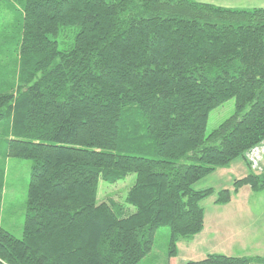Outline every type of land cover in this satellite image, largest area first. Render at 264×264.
Wrapping results in <instances>:
<instances>
[{"label":"trees","instance_id":"1","mask_svg":"<svg viewBox=\"0 0 264 264\" xmlns=\"http://www.w3.org/2000/svg\"><path fill=\"white\" fill-rule=\"evenodd\" d=\"M15 87L0 93L4 157L31 159L21 237L0 224V264H138L156 230L167 257L200 232L193 184L241 157L216 192L264 189L246 152L264 141V8L196 0H25ZM74 31L60 48L61 31ZM235 110L207 136L209 111ZM135 173L123 201L98 200ZM3 171H0V206ZM209 253L184 264H250Z\"/></svg>","mask_w":264,"mask_h":264},{"label":"rangeland","instance_id":"2","mask_svg":"<svg viewBox=\"0 0 264 264\" xmlns=\"http://www.w3.org/2000/svg\"><path fill=\"white\" fill-rule=\"evenodd\" d=\"M25 0H0V93L8 91L13 85L15 87L18 67V51L21 39V18L23 14V4ZM74 31L72 28L61 31L57 37L60 48H66L73 40ZM234 98H229L209 111L204 135L207 136L224 119L228 118L235 110ZM9 119L0 122V171H3V186L1 190L0 224L16 237H21L23 221L26 211V195L29 182V172L32 163L31 159L4 157L7 147L6 123ZM246 158L251 162V169L254 172H261L264 169V141L254 146L246 152ZM245 160L241 157L235 158L228 166L218 167L212 173L204 176L193 184L195 189L212 187L214 192L203 198L199 203L204 209L206 216L204 231L207 233L201 242L195 241V235L191 242L186 245L187 239H182V245L177 256L168 259L165 249L168 245L170 230L167 226H160L155 233L153 247L138 264H184L187 260H198L205 257L208 253H221L232 256H243L247 253L258 254L264 259V244L253 245L248 250H242L243 238L249 234L260 236L264 232V217L254 213L252 224L247 219V214L242 209L234 211L232 204H216L214 199L216 192L222 188L232 189L235 178H240L248 172ZM135 173H129L124 178L115 183L101 181L98 186V200L114 198L123 201L128 188L134 183ZM249 188V186H248ZM247 188V189H248ZM235 194V193H234ZM260 193H254L260 198ZM245 195L234 196L235 199L244 201ZM233 197V194H232ZM231 197V198H232ZM234 199V200H235ZM231 200V199H230ZM252 202H257L252 199ZM259 207V206H258ZM263 208V207H262ZM253 211L256 209L252 204ZM219 213V215H217ZM213 215L228 218L218 222L219 232L214 234L208 231L210 217ZM210 233V234H208ZM234 237L228 240L227 235ZM199 243V244H197ZM261 244V245H260ZM247 251V252H246ZM252 257H255L254 255ZM262 258V257H260ZM169 260V262H167ZM251 264H264L263 260L255 259Z\"/></svg>","mask_w":264,"mask_h":264},{"label":"crops","instance_id":"3","mask_svg":"<svg viewBox=\"0 0 264 264\" xmlns=\"http://www.w3.org/2000/svg\"><path fill=\"white\" fill-rule=\"evenodd\" d=\"M196 1L211 4L214 6L227 7V8H254V7L264 8V0H196ZM247 188H248V185H244L241 188H239V190L235 194H233V197L231 198V200L225 204H232V205L236 204L235 206H233V209L237 208L234 211L239 212L242 209L244 212H246L245 214H247V217H248L247 221L250 224H252V216H254L255 211H256V213L259 214L260 218L264 217V189L260 190V191H253V190H251L250 187L248 189ZM254 193H260L257 195H260L261 197L258 198L257 196L254 195ZM240 195H245L244 201L238 200V197H240ZM234 196L235 197L238 196L237 199H235ZM256 198L258 200L257 202L251 201L252 199H256ZM252 204H254V207L256 208L254 211L252 209ZM217 215H219V213ZM228 217L222 218L221 216L216 217V215H213L212 217H210L211 219L208 223L209 226H211V228L210 229L206 228V230H208L209 232L213 231L214 234L216 232H219V230L217 228L218 222L221 220L225 221L226 219H229ZM205 219H206V216L204 215V222H205ZM205 234H207V233L204 231V224H203L202 230L195 235V241L201 242L204 239ZM208 234H210V233H208ZM227 237H228V240L234 238V237H231L229 234L227 235ZM243 239L245 241L243 242V246H241V249L242 250H248V248L251 249L253 245L259 244V241H262L264 239V232L260 236H257V235L255 236L252 233V234L245 236ZM181 240L182 239H180L177 242V254H178L179 250L181 249V248H179V245L183 244L181 242ZM191 240H192L191 238H187V240L185 242L186 245H188L189 243H192ZM197 244H199V243H197ZM263 244H264V241H263ZM177 254L175 256H177ZM253 255L259 256L258 254H254V253H252V254L247 253L246 255H243V256L252 257ZM175 256L168 257V259H171ZM259 257L263 258V256H259ZM167 262H169V260Z\"/></svg>","mask_w":264,"mask_h":264}]
</instances>
